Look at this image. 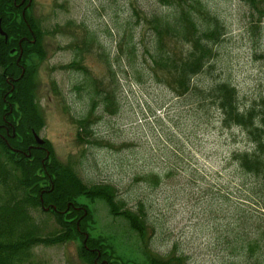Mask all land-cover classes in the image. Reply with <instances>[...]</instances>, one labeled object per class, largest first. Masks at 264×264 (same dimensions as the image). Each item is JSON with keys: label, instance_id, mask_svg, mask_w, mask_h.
I'll list each match as a JSON object with an SVG mask.
<instances>
[{"label": "rangeland", "instance_id": "1", "mask_svg": "<svg viewBox=\"0 0 264 264\" xmlns=\"http://www.w3.org/2000/svg\"><path fill=\"white\" fill-rule=\"evenodd\" d=\"M205 5L223 22L226 37L186 96L151 62L155 34L145 17L170 15L157 0H33L29 12L45 32L46 56L36 59L45 119L38 135L85 184L111 185L126 209L143 210L141 237L105 202L82 199L92 212L91 236L104 239L119 264L172 256L182 264H264L258 181L233 160L253 146L202 95L229 83L243 111L264 98V24L251 32L240 0ZM165 49L180 55L189 45L166 40ZM74 62L84 70L61 69ZM78 120L88 121L92 143L80 141ZM34 214L44 235L59 230L52 216ZM80 246L36 247L25 264H86Z\"/></svg>", "mask_w": 264, "mask_h": 264}, {"label": "trees", "instance_id": "2", "mask_svg": "<svg viewBox=\"0 0 264 264\" xmlns=\"http://www.w3.org/2000/svg\"><path fill=\"white\" fill-rule=\"evenodd\" d=\"M30 1L0 0V23L7 36H0V264H25L36 247L75 241L81 242L79 257L86 264H119L109 255L105 240L91 236L92 212L82 199L105 202L114 217L124 218L141 237L143 210L126 209L111 185L85 184L72 164L58 161L48 141L42 146L36 143L35 134L45 127L37 101L36 59L43 61L46 53L45 32L29 14L33 9ZM206 1L157 0L170 15L145 17L155 34L153 68L169 75L171 88L179 96L192 92L195 79L204 73L215 57L216 46L226 37L223 22L208 10ZM240 1L249 9L250 31L261 30L264 0ZM166 40L186 43L189 50L180 55L170 52L165 49ZM66 68L84 70L80 62L61 67ZM202 95L221 111L226 126L247 133L252 151L235 153L233 160L258 181L254 194L263 201L264 209V98L243 111L238 92L229 83L211 87ZM77 123L82 129L80 141L92 143L88 121ZM37 211L52 216L59 230L44 235V225L34 217ZM148 264H182V260L175 256L169 260L153 258Z\"/></svg>", "mask_w": 264, "mask_h": 264}, {"label": "water", "instance_id": "3", "mask_svg": "<svg viewBox=\"0 0 264 264\" xmlns=\"http://www.w3.org/2000/svg\"><path fill=\"white\" fill-rule=\"evenodd\" d=\"M23 15H24V12H23ZM0 34H1V36H4L7 39L6 34L4 33V31L1 28V23H0ZM35 140L39 146H42L45 143V141L43 139H41L37 134H35ZM46 210L48 211L49 209H46ZM86 237L88 238V236H86ZM104 264H107V263H104Z\"/></svg>", "mask_w": 264, "mask_h": 264}, {"label": "bare ground", "instance_id": "4", "mask_svg": "<svg viewBox=\"0 0 264 264\" xmlns=\"http://www.w3.org/2000/svg\"><path fill=\"white\" fill-rule=\"evenodd\" d=\"M39 136V135H38ZM40 137V136H39ZM44 140V139H43ZM45 141V140H44ZM48 158H49V156H48Z\"/></svg>", "mask_w": 264, "mask_h": 264}]
</instances>
